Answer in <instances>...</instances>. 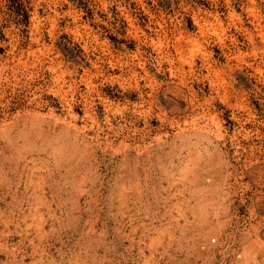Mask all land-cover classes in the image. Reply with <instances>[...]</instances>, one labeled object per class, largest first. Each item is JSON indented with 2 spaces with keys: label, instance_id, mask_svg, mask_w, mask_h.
<instances>
[{
  "label": "rangeland",
  "instance_id": "obj_1",
  "mask_svg": "<svg viewBox=\"0 0 264 264\" xmlns=\"http://www.w3.org/2000/svg\"><path fill=\"white\" fill-rule=\"evenodd\" d=\"M0 264H264V0H0Z\"/></svg>",
  "mask_w": 264,
  "mask_h": 264
},
{
  "label": "bare ground",
  "instance_id": "obj_2",
  "mask_svg": "<svg viewBox=\"0 0 264 264\" xmlns=\"http://www.w3.org/2000/svg\"><path fill=\"white\" fill-rule=\"evenodd\" d=\"M33 52V51H32ZM189 52V51H188ZM178 60V59H177ZM127 86V85H126Z\"/></svg>",
  "mask_w": 264,
  "mask_h": 264
}]
</instances>
